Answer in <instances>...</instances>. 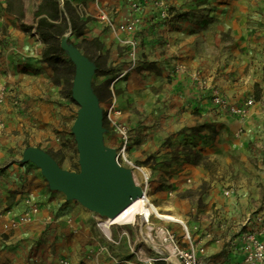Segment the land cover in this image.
I'll use <instances>...</instances> for the list:
<instances>
[{"label":"crops","instance_id":"crops-1","mask_svg":"<svg viewBox=\"0 0 264 264\" xmlns=\"http://www.w3.org/2000/svg\"><path fill=\"white\" fill-rule=\"evenodd\" d=\"M40 1L5 0L0 15V72H4L0 74V91L7 96L4 127L0 129V213L9 210L13 217H21L29 211L25 198L30 193L35 194L39 208L31 223L17 230L0 218V264H59L64 258L81 264H114L109 254L100 251L103 246L93 241L91 233H80L66 199L46 185L31 163L22 164L21 156L12 151L15 136H10L11 128L20 131L25 121L41 120L38 111L48 104L39 99H45L47 89L58 92L50 62L42 58L45 45L36 33L35 11ZM66 1L74 9L84 5L88 11L80 16L75 9L86 37L98 40L99 56H109L113 69L105 78L111 80V99L120 112L117 119L131 129L133 149L137 146L139 154L147 155L156 148L155 143L205 122L236 130L238 121L243 120L214 106L212 88L227 93L237 104L253 96L256 89L264 95V0H167L171 12L188 15L185 20L172 18L168 22L159 20L144 0ZM133 3L140 5L142 17L135 33L111 30L100 15L102 9L117 24L127 23L134 15ZM131 37L139 40L133 68L124 46ZM33 70L47 76L33 75L37 85H26L21 78ZM196 72L208 88L202 89L193 80ZM15 76L19 81L11 93ZM45 80L50 84L45 86ZM259 107L256 102L251 108L246 129L252 128L258 117L264 123ZM110 139L111 146L117 147V137L111 134ZM252 198L240 185L214 187L206 199L214 211L200 222L183 219L180 233L175 228L170 231L180 237L181 246L192 242L203 250L199 264H246L242 223L261 210L264 200ZM208 233L219 241L206 238ZM159 264L180 263L169 257Z\"/></svg>","mask_w":264,"mask_h":264},{"label":"rangeland","instance_id":"rangeland-1","mask_svg":"<svg viewBox=\"0 0 264 264\" xmlns=\"http://www.w3.org/2000/svg\"><path fill=\"white\" fill-rule=\"evenodd\" d=\"M4 3L5 0H0V15L3 14ZM187 17L185 13L172 12L173 19L185 20ZM26 31L29 32V30ZM86 34L85 29L81 27L76 33L69 32L66 35L79 46L83 53L99 62L100 70L96 71L93 86L102 96L101 106L105 111L106 103L110 102L112 97L111 80L106 79L105 75L113 68L109 56L100 57V46L95 40L86 37ZM59 58L53 57L48 60L50 62L48 68L51 67L53 72ZM2 72L3 70L0 74H4ZM28 74L27 77L21 78V81L31 86L37 85L33 75L47 76L41 70H33ZM18 81L16 76L11 78V93ZM49 84L50 81L45 80L44 85ZM54 84L58 92L47 89L43 94L45 99H39L46 100L48 104L44 108L40 107L38 111L42 119L25 121L20 131L17 128H11L10 136H15L12 138L15 143L12 151H15L22 159L26 147L36 146L50 153L62 168L79 172V153L72 134V126L79 106L72 96H69V89L63 83L54 82ZM250 98L255 100V104L260 102L259 110L264 112V95L261 94V89H256ZM257 121L258 125L254 123L250 129L244 126L247 120L238 121L240 125L236 130L210 122L196 125L191 129H182L176 135L172 134L163 139L159 144L155 143L156 148L147 155L144 152L139 154L137 146L133 149L135 142L132 140L127 152V161H123V165L131 168L133 173L138 172L139 169L149 172V178L139 181L138 184L148 193L152 203L163 207L162 214L180 216L186 222H200L214 211V206H210L206 200L214 187L222 188L227 184H235L246 189L249 199L253 197L252 199L258 201L264 197V123L259 117ZM107 129L106 144L112 147L110 135L114 134L118 143L117 147L113 148L119 149L120 140L117 133L108 124ZM19 132L21 135L17 140ZM132 150L138 155L133 154ZM30 165L41 174L48 186L41 170L32 163ZM55 192L66 199L63 193ZM65 205L73 218L77 220L80 233L87 235L91 233L94 242L108 249L110 253L108 257L112 262L113 258L132 259L133 252H144L153 256L156 254L155 247H158V244L148 241V237L152 232L155 235V229L175 228L177 233L183 229V224L159 218L154 214L149 223L142 222V218L137 217L133 224L112 225L106 233L102 229V224L107 221V218L86 209L77 201L66 200ZM15 220L16 224L7 227L17 230L31 223V221H21L20 218Z\"/></svg>","mask_w":264,"mask_h":264},{"label":"water","instance_id":"water-1","mask_svg":"<svg viewBox=\"0 0 264 264\" xmlns=\"http://www.w3.org/2000/svg\"><path fill=\"white\" fill-rule=\"evenodd\" d=\"M60 47L75 68L71 96L79 110L72 134L80 171L62 168L50 153L36 146L24 149L21 162L38 167L49 188L63 193L67 201H77L99 216L113 219L143 197L144 190L136 182L133 170L118 163L117 149L105 142L108 129L104 126V109L93 86L96 63L67 35L61 38Z\"/></svg>","mask_w":264,"mask_h":264},{"label":"built area","instance_id":"built-area-1","mask_svg":"<svg viewBox=\"0 0 264 264\" xmlns=\"http://www.w3.org/2000/svg\"><path fill=\"white\" fill-rule=\"evenodd\" d=\"M65 0H59V4L63 7ZM146 5H150L152 9L157 13V18L163 22H168L172 18V12L167 4V0H144ZM140 5L138 3L132 4L133 18L131 21L124 24H117L106 12L100 10L101 17L106 21L108 27L114 31H122L127 33H135L138 27L142 24V17L140 16ZM77 13L80 16H86L88 11L84 5L75 6ZM1 30V23H0ZM124 46L127 48L128 57L130 58L131 67L136 66L137 51L139 47V40L136 37H131L124 42ZM185 68L179 67V70ZM193 80L202 88H208L207 81L198 72L193 73ZM6 92L0 91V129L4 127L3 119V106L6 102ZM211 98L214 106L221 112L230 114L237 117L239 120H245L251 108L255 105L253 98H248L243 102L237 104L234 103L230 96L220 91L217 88H212ZM106 119L108 125L114 129L120 140V148L117 149V161L120 165H123V161H127V152L132 141L131 129L125 123L119 121L117 117L120 112L116 110L115 100L112 98L109 107L105 110ZM231 190L225 191V195H230ZM35 194L30 193L25 198V204L28 205L29 211L25 212L21 217V221L30 222L33 220V216L39 212L38 205L34 203ZM154 215V214H153ZM2 218L8 225L16 224L15 217H13L11 211L5 210L0 213ZM151 218V217H150ZM150 218L146 223H149ZM174 221V220H172ZM142 222H144L142 220ZM7 225V226H8ZM154 230V228H152ZM243 231L241 235L242 249L245 254L246 264H260L264 262V200L261 203V210L253 215L248 216L242 223ZM155 235L153 232L149 235L148 241L157 243L158 247H155L156 254L151 256L144 252H133L134 258H113L114 264H159L165 262L169 257H175L180 264H199V254L203 251L198 245L189 242L186 246H181L178 242L175 234L169 229L159 228L155 229ZM188 239L190 236L187 234ZM110 240V237H108ZM206 238L219 241L214 238L211 233L206 234ZM102 253L110 255L109 251L105 247H101ZM59 264H81L70 259H61Z\"/></svg>","mask_w":264,"mask_h":264},{"label":"trees","instance_id":"trees-1","mask_svg":"<svg viewBox=\"0 0 264 264\" xmlns=\"http://www.w3.org/2000/svg\"><path fill=\"white\" fill-rule=\"evenodd\" d=\"M35 19L37 22L36 33L45 44L42 58L43 60H50L53 57H60L57 61V66L54 67V82L63 83L69 89L68 93L71 96L75 68L61 49L60 40L70 31L75 33L76 30H79L83 22L80 21L72 4L66 0L63 7L60 6L59 0H41L35 11ZM69 41L72 42L70 38ZM95 42L100 46L98 40H95ZM77 47L79 48V46ZM84 54L96 63L97 71L100 70L99 62L92 56ZM94 90L100 102H102L101 94L96 88ZM107 124L106 112L104 111V126L106 128Z\"/></svg>","mask_w":264,"mask_h":264},{"label":"bare ground","instance_id":"bare-ground-1","mask_svg":"<svg viewBox=\"0 0 264 264\" xmlns=\"http://www.w3.org/2000/svg\"><path fill=\"white\" fill-rule=\"evenodd\" d=\"M149 172L145 169H139L138 172L134 173V177L137 183L141 180H147L149 178ZM144 190V189H143ZM162 206H157L156 204L150 201L148 193L144 190V196L135 200L130 206H128L122 213H120L117 217L113 219H107L102 224V229L104 232H108V229L112 225H127L133 224L136 221L137 217L142 218L144 222L147 221L153 214H155L159 218L174 220L178 223L184 224L182 217L177 216H169L162 214L161 210Z\"/></svg>","mask_w":264,"mask_h":264}]
</instances>
